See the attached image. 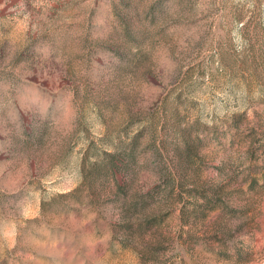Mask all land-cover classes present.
<instances>
[{"label":"rangeland","instance_id":"374dc122","mask_svg":"<svg viewBox=\"0 0 264 264\" xmlns=\"http://www.w3.org/2000/svg\"><path fill=\"white\" fill-rule=\"evenodd\" d=\"M0 264H264V0H0Z\"/></svg>","mask_w":264,"mask_h":264}]
</instances>
